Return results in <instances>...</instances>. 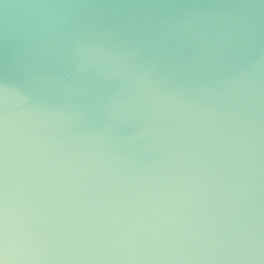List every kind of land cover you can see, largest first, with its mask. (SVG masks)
<instances>
[{"label":"water","instance_id":"water-1","mask_svg":"<svg viewBox=\"0 0 264 264\" xmlns=\"http://www.w3.org/2000/svg\"><path fill=\"white\" fill-rule=\"evenodd\" d=\"M5 239L12 264H264V0H0Z\"/></svg>","mask_w":264,"mask_h":264},{"label":"clouds","instance_id":"clouds-1","mask_svg":"<svg viewBox=\"0 0 264 264\" xmlns=\"http://www.w3.org/2000/svg\"><path fill=\"white\" fill-rule=\"evenodd\" d=\"M12 259L8 253L6 239L0 240V264H12ZM23 259L28 260L29 258Z\"/></svg>","mask_w":264,"mask_h":264}]
</instances>
